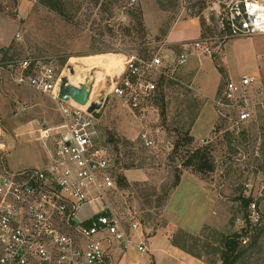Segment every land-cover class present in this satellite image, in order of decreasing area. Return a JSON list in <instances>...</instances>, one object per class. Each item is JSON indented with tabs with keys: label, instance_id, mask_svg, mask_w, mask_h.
Instances as JSON below:
<instances>
[{
	"label": "rangeland",
	"instance_id": "374dc122",
	"mask_svg": "<svg viewBox=\"0 0 264 264\" xmlns=\"http://www.w3.org/2000/svg\"><path fill=\"white\" fill-rule=\"evenodd\" d=\"M72 1L76 13L74 21L67 22L41 6L39 0L29 8L25 18L18 21L12 10L17 9L21 1L0 0L4 19L17 21L16 25L8 27L6 33L10 39L0 49L9 60L41 62L57 75L74 63L77 76L78 69L82 68L80 65L87 66L85 59L94 56L111 55L121 61L120 67L108 75L101 68H92L83 82L90 91L93 90V100L99 99L100 95L110 97L111 103L98 122V130L110 154V173L116 185L119 177L126 178L124 167H132L128 171L137 174L130 180L126 178L122 187L117 185L118 191L112 195L114 208L127 218L134 214L141 229L152 234L166 224L165 206L179 186L173 187L176 176H180V184L182 177L195 175L194 178L205 182L215 195L217 201L210 218L216 222V227L205 226L197 235L176 231L172 234V244L187 253L199 255L206 264H221V235L243 232L247 233L246 244L242 242L243 254L237 264H264V114H257L240 131L218 121L217 133H212L208 143L200 145L211 147L215 170L202 176L183 166L187 151L200 147L184 144V137L201 106L199 95L186 85L185 80L179 81L175 75L174 80L168 79L163 84L159 79V91L153 103L158 118L152 111L144 118L138 113L134 115L110 94V79L123 68L124 57L135 55L151 59L163 55L161 48L165 35L176 20L199 17L204 22L205 42L212 47L219 44L223 47L225 43L216 18L207 14L209 0H137L134 5L129 0H120L113 6L109 5V0L97 3L95 0ZM17 27L19 38H16ZM157 29L159 33L154 34L153 30ZM252 37L229 40L227 56L236 76L252 73L251 67L256 69L264 64V50L259 58L254 57L246 66L235 59L238 48L249 49L251 41L254 47L258 45L264 49V35ZM217 64L221 66L218 59ZM218 72L222 75V86L227 77L221 68ZM98 81L101 84L95 88ZM22 106L24 111L20 110ZM33 121L32 126H25ZM60 122L57 106L48 96L27 86H17L5 73H0V133L6 145V150L0 152L1 166L10 171L44 167L49 162L48 149L38 140L36 131L42 126H57ZM143 129L153 134L156 148L148 149L138 139ZM51 146L48 141L47 147L51 149ZM182 198L180 194L174 204ZM242 198L256 203L257 212L263 217L257 228L248 225L247 216L251 212L249 208L243 211Z\"/></svg>",
	"mask_w": 264,
	"mask_h": 264
},
{
	"label": "built area",
	"instance_id": "2783aa9c",
	"mask_svg": "<svg viewBox=\"0 0 264 264\" xmlns=\"http://www.w3.org/2000/svg\"><path fill=\"white\" fill-rule=\"evenodd\" d=\"M129 2L134 5L137 0ZM12 12L21 21L18 10ZM207 12L216 18L223 43L264 35V0H209ZM194 48L214 57L222 44L212 47L201 40ZM1 50L0 73L17 86L48 96L61 122L36 131L48 149L46 166L10 171L0 165V264H114L116 249L128 252L135 247L147 253L143 242L134 241L136 232L140 239L145 237L135 215L127 218L113 206L112 195L118 187L110 173V154L100 139L99 120L88 113L93 103L100 104L107 96L93 100L92 90L85 106L63 101L60 87L71 75V66L57 75L41 62L9 60ZM187 60V54L173 60L165 54L151 59L125 56L123 71L110 79V94L134 115L144 118L152 111L158 118L153 103L159 79L174 80L176 70ZM213 104L218 121L240 131L257 114H264V75L256 71L238 79L227 77ZM1 136L0 152H4ZM138 139L146 148H156L150 131L143 129ZM256 208V203L250 204L248 218L253 223L261 219Z\"/></svg>",
	"mask_w": 264,
	"mask_h": 264
},
{
	"label": "crops",
	"instance_id": "0c3cea01",
	"mask_svg": "<svg viewBox=\"0 0 264 264\" xmlns=\"http://www.w3.org/2000/svg\"><path fill=\"white\" fill-rule=\"evenodd\" d=\"M20 1L17 10L20 17L25 18L29 8L37 3L38 0ZM15 23L4 19L0 12L1 48L8 44L6 42L10 37L7 38L6 31L10 24L16 25ZM17 29L18 27L15 32ZM159 31V29L153 30V33H159ZM202 34L203 28L199 17L189 16L185 19L176 20L170 25L165 35L164 46L161 48L164 52L163 54L167 55L168 60L187 54V62L176 70L175 75L179 81H182L181 79L185 80L186 85L199 95L201 100L198 116L190 129V136L194 139V144L199 146L211 138L218 123L217 113L213 104L214 98L221 89L222 75L219 74L218 70L221 68L225 77L239 78V76L234 74L233 67L229 62L230 58L227 56L230 41L228 40L221 51L214 57L204 55L194 48V43L201 41ZM263 50L258 45L254 47L251 41L249 49L238 48L235 59L240 65L246 66L249 61L251 63L254 57L259 58ZM217 59L221 62V66L217 64ZM252 69L254 68H250L252 73L261 71L264 75V64L259 66V68ZM33 123L35 122H29L25 126H32ZM125 176L130 180V178L136 177L137 174L126 170ZM190 176L192 178L189 176L182 177L181 183L168 199L164 210L166 224H163L162 228L157 229L152 234L144 228V239H140L139 232L134 233V241L136 243L143 242L147 253H140L135 247H132L128 252L116 249L112 258L114 264H206L172 244V234L176 231L183 230L191 235H197L203 227H214L216 225V222L210 218V212L217 201H215L214 193L205 182L194 178L195 175ZM139 178L142 177L139 176ZM180 194L183 198L176 205L174 202Z\"/></svg>",
	"mask_w": 264,
	"mask_h": 264
},
{
	"label": "trees",
	"instance_id": "16d2710c",
	"mask_svg": "<svg viewBox=\"0 0 264 264\" xmlns=\"http://www.w3.org/2000/svg\"><path fill=\"white\" fill-rule=\"evenodd\" d=\"M96 3L99 2V0H95ZM120 0H109V5L113 6L114 4H117ZM39 3L41 6L47 8L48 10L52 11L56 15H58L60 18L64 19L67 22H72L74 21L75 17V5L74 1L69 0H39ZM201 26L203 28L204 22H201ZM205 34L203 30L202 34V40H204ZM66 60L63 61V64L65 63ZM222 71V69H221ZM161 83L164 84L166 81L165 78H162ZM171 84V82H169ZM197 116L192 120L190 129L192 125L194 124ZM219 129V125L215 127V130L213 131V134L217 133V130ZM114 138L110 139L113 140ZM127 144H132L131 142L125 140ZM209 141H207L208 143ZM115 143L118 144V141H115ZM184 144L190 145H195L194 144V139L190 136V130L187 132V134L184 137ZM178 145V144H177ZM187 159L184 161L183 166L185 169H189L193 171L194 173L200 174L202 176L208 175L212 173L215 170V164H214V158H213V153L212 149L209 145L205 146H200V147H195L194 150L187 151ZM118 166L120 165V162H117ZM132 167H124V170L131 169ZM180 182V176H176V182L174 183V188H176L179 185ZM126 184V178L124 176H121L118 178L117 185L122 187L123 185ZM241 204L243 211H246L251 204L250 199L242 198L241 199ZM263 217H261L260 221L257 223H251L252 221L249 220L247 216V223L249 226H252L254 228H257L258 223H261V220ZM245 235L247 233H234L233 235L230 236H224L221 235L222 237L219 239L220 244L222 245L219 251V261L221 264H237L239 259L241 258L243 252L241 251V245L242 242L245 241ZM184 250V249H182ZM216 251V249H215ZM189 253V252H188ZM191 256L200 259L197 254H191Z\"/></svg>",
	"mask_w": 264,
	"mask_h": 264
},
{
	"label": "water",
	"instance_id": "95a60500",
	"mask_svg": "<svg viewBox=\"0 0 264 264\" xmlns=\"http://www.w3.org/2000/svg\"><path fill=\"white\" fill-rule=\"evenodd\" d=\"M72 74V69H71ZM89 88L86 85H80V88L69 85V81L67 78L62 80V84L60 87V99L63 101L73 100L75 103L85 106L88 103L89 99ZM110 102V97H106L101 101L100 104L93 103L89 109L88 113L93 115V117L97 120H100L103 112L107 109L108 104Z\"/></svg>",
	"mask_w": 264,
	"mask_h": 264
},
{
	"label": "bare ground",
	"instance_id": "6f19581e",
	"mask_svg": "<svg viewBox=\"0 0 264 264\" xmlns=\"http://www.w3.org/2000/svg\"><path fill=\"white\" fill-rule=\"evenodd\" d=\"M84 64L87 65L86 66L87 68L80 65V67H82V68L78 69V70H80V72L78 73L77 76H75L77 65H74V63H71V65H74V66H72V74L69 75V78H68L69 85L74 86V87H77L78 85H83L84 84L83 83L84 78H85V75L87 74V71L91 70L92 68H101V69L105 70L107 75L112 74L115 72V70L117 68L120 67L121 61L115 59L111 55H105V56H94V57H90L88 59H85ZM123 69H124V60H123V68L118 72L117 75H119L123 71ZM100 84L101 83L98 81L95 85V88H98ZM98 90H100V89H98Z\"/></svg>",
	"mask_w": 264,
	"mask_h": 264
}]
</instances>
